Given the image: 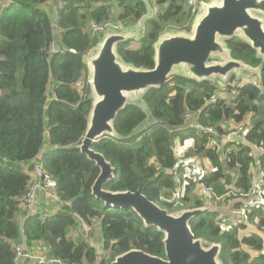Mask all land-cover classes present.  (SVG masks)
<instances>
[{
    "label": "trees",
    "instance_id": "trees-1",
    "mask_svg": "<svg viewBox=\"0 0 264 264\" xmlns=\"http://www.w3.org/2000/svg\"><path fill=\"white\" fill-rule=\"evenodd\" d=\"M152 1L164 12L150 10ZM65 2L59 15L62 33L56 40L57 51L49 54L55 37L48 0H0V264H14L13 244L20 229L15 216L32 170L25 166L39 155L66 206L45 218L25 221L27 244L42 242L48 255L63 264H111L130 250L164 258L161 231L145 227L132 210L104 207L91 195L99 170L78 149L94 100L83 58L100 39L92 44L85 26L111 20V11L119 8L113 21L121 22L129 32L142 30L139 38L116 45L120 61L135 69L151 70L155 43L169 29L177 31L164 25L187 23L194 17L187 0ZM223 42L232 59L260 69V76L254 75L258 87L244 78L237 87L232 76L226 86L230 91L235 88L232 99L219 98L208 107L205 99L218 95V82H197L175 73L162 87L131 98L113 121L115 136H104L92 145L115 170V179L105 190L140 192L169 211L170 205L160 197L168 198L173 191L170 169L179 166V174H184L176 151L188 143L192 145L188 157H195L201 167L205 161L209 164L208 169L203 167L202 179L189 176L184 180L182 201L190 208L203 206L195 195L201 185L212 187L218 195L230 189H251L252 161L245 148H212L206 137L183 127L185 114L200 111L199 121L213 125L221 134L244 123L250 142H264V60L239 38ZM77 81H83L81 88L75 86ZM50 84L54 99L47 102ZM247 115L251 121L245 120ZM260 163L264 168V159ZM77 220L99 222L98 260L95 250L84 241L70 238V231L80 226ZM249 224L254 229L243 225L225 230L218 223V214L209 210L190 222L196 238L221 246V264H264V206L250 214Z\"/></svg>",
    "mask_w": 264,
    "mask_h": 264
},
{
    "label": "water",
    "instance_id": "water-1",
    "mask_svg": "<svg viewBox=\"0 0 264 264\" xmlns=\"http://www.w3.org/2000/svg\"><path fill=\"white\" fill-rule=\"evenodd\" d=\"M141 34L140 28L120 34L107 32L83 58L94 100L78 149L99 170L91 195L104 207L132 210L145 227L152 226L164 235V258L130 250L111 264H221V246H204L190 226L193 219L207 211L205 207L171 214L140 192L105 190L104 186L114 179L115 170L92 145L104 136H115L113 121L126 107L129 97L162 87L172 74L222 84L232 74L260 76V69L232 59L223 41L239 38L264 60V0H208L190 33H165L159 38L154 45L151 70L123 64L115 50L118 43L139 38Z\"/></svg>",
    "mask_w": 264,
    "mask_h": 264
},
{
    "label": "built area",
    "instance_id": "built-area-1",
    "mask_svg": "<svg viewBox=\"0 0 264 264\" xmlns=\"http://www.w3.org/2000/svg\"><path fill=\"white\" fill-rule=\"evenodd\" d=\"M52 6L50 13L51 33L55 37L54 42L51 43L49 54L56 52L57 38L62 33L59 28V15L60 11L65 6V0H48ZM201 0H187V8L190 9L193 16L199 15L202 11ZM124 27L120 23H113L110 20L102 23H90L86 26L92 44L102 34L106 32L121 33ZM72 53H75L71 50ZM88 82V81H87ZM82 81H77L75 86L81 88ZM251 85L257 87L256 82H251ZM51 84L48 86L47 90ZM52 87V86H51ZM46 90V92H47ZM54 89L51 90V97L49 94L46 96V101L50 102L54 98ZM218 102V95H212L210 98L205 99V106H213ZM200 111L196 113H187L184 116L185 126L193 130L195 133L202 135L208 139V146L212 148L222 149L228 146L231 148H245L247 150V157L252 161L250 170V181L252 184L248 192H241L238 190L230 189L224 195H218L212 187L199 186L198 191L195 193L197 197L203 202L202 207H207V211H215L218 214V223L221 228L234 229L239 228L249 222L250 214L264 206V168L261 167V161L264 159V142H250L247 138V127L245 124H239L227 130L224 134L219 133L218 130L211 124H202L199 121ZM195 157L187 159L179 158V165L183 166L184 174H179L176 166L170 169L172 181L174 184L173 191L168 198L160 197V201L170 205L168 213L175 214L180 211L190 208V205L182 201L184 196V180L189 176L194 179L200 180L203 177V167L196 161ZM185 164L188 168H185ZM30 170V181L27 189L21 198L22 222L20 226V237L13 244L15 252L14 264H63L58 259L52 258L48 255L45 249L38 252L26 248V240L24 235V223L31 218H45L51 207L66 206L58 193L57 182L44 170L42 156L34 158L28 166ZM28 168H24L25 170ZM160 169L156 167V171ZM18 213L16 214V216ZM80 224L85 236V244L90 249L95 250V255L98 260L99 250L98 245L93 242V234L96 228H100L99 222L96 220L91 223H85L81 220ZM204 246H208L203 242ZM231 264V263H229Z\"/></svg>",
    "mask_w": 264,
    "mask_h": 264
},
{
    "label": "rangeland",
    "instance_id": "rangeland-1",
    "mask_svg": "<svg viewBox=\"0 0 264 264\" xmlns=\"http://www.w3.org/2000/svg\"><path fill=\"white\" fill-rule=\"evenodd\" d=\"M149 7H150V10H152L153 11V8H155V10H157L158 12H157V14L158 13H160V12H164V9L163 8H161V7H156V6H154V1H152L149 5H148ZM119 11H120V9L119 8H115L113 11H111V17H112V19H115L116 17H117V14L119 13ZM202 13V12H201ZM201 15V14H200ZM129 24H131V23H129ZM194 25H195V19H193L192 21H189V22H187V23H185L184 21L181 23V24H179V25H177V24H173V23H168V24H165L164 26H166V27H170V26H173L172 28H174V29H176L177 31H175V30H168V31H166L165 33H169V34H172V33H190V31H191V29L194 27ZM191 26V27H190ZM138 27V26H137ZM184 27H186V28H190L189 30V32H184V31H182L181 29L182 28H184ZM164 33V34H165ZM103 35L101 34L100 36H99V39L102 37ZM132 48V47H131ZM91 51V50H90ZM89 51V52H90ZM89 52L87 53V54H89ZM246 75H243V77H245ZM246 80L247 81H251V79L250 78H246ZM83 81H82V83H81V87L83 86ZM220 88H222V89H224V87H220ZM51 90H52V87L50 86L49 87V89L47 90V92H46V96L49 94V97H51ZM229 92H227V91H224V95H222V97L226 100V101H229L230 99H232V97L234 96V93H233V91L231 90H228ZM138 97V96H137ZM131 98H136V97H129V101L131 100ZM245 120H250L251 121V119L250 118H248V115L245 117ZM230 125H232V124H230ZM191 147H192V145H188V144H186V145H183L182 146V149L184 150V152L185 151H187L186 153L188 154L189 152H190V150H191ZM180 155L181 156H184L183 155V152L182 151H180ZM187 158H189L188 157V155L187 156H184L182 159L184 160V159H187ZM185 168H188V165L187 164H185ZM207 208V207H206ZM97 229V228H96ZM96 229H95V231H96ZM252 229H254V226L253 225H251V224H247V230H252ZM95 231H94V234H93V242L95 243V245H97V237H98V234H97V232L95 233ZM69 235H70V237H72L73 235H74V238H75V241H79L80 240V238H82V239H84V236H82V232H81V230H77V229H72L71 231H70V233H69ZM78 236H80V238H78ZM97 250H99L98 248H97Z\"/></svg>",
    "mask_w": 264,
    "mask_h": 264
},
{
    "label": "crops",
    "instance_id": "crops-1",
    "mask_svg": "<svg viewBox=\"0 0 264 264\" xmlns=\"http://www.w3.org/2000/svg\"><path fill=\"white\" fill-rule=\"evenodd\" d=\"M254 75H255V74L249 75V78L251 79V81H249V82H250V83H251V82H256V83L258 84V81H257L258 79H257L256 77H259V76H258V75H255L256 77H254ZM232 127H234V126L232 125ZM188 144L191 145L190 143H188ZM180 151L183 152V155H184V156H187V155H188V154L186 153L187 151L184 152V150H183L182 148H180V149H178V150L176 151V156H177L178 159L184 157V156H181V155H180ZM188 156H189V155H188ZM202 166H203L205 169H208V168H209V164L207 163V161H205V162L202 164ZM58 209H59V207H56V206L51 207V209H50V211H49V213H48V216H49L51 213H53V212H55L56 210H58ZM22 217H23V216H22V210L20 209L18 215L15 216V220L17 221L16 223L18 224L19 227L21 226ZM77 221H79V220H77ZM79 223H80V221H79ZM99 229H100V228H97L96 231H95V233L97 232L98 235H99ZM77 230H81V232H82V236H84V233H83V230H82L81 224H80V226L77 228ZM19 237H20V229H19ZM19 237H18V239H19ZM70 238H71L72 240H75L74 235H73L72 237H70ZM78 238H80V236H78ZM97 238H98V237H97ZM18 239H17V240H18ZM17 240H16V241H17ZM80 240L85 242V236H84V239L80 238ZM16 241H15V242H16ZM15 242H14V243H15ZM97 245H99V244L97 243ZM26 248L29 249V250H33V251L38 252L39 250L45 249L46 247L44 246V244H43L42 242H33L32 244H27V245H26Z\"/></svg>",
    "mask_w": 264,
    "mask_h": 264
},
{
    "label": "flooded vegetation",
    "instance_id": "flooded-vegetation-1",
    "mask_svg": "<svg viewBox=\"0 0 264 264\" xmlns=\"http://www.w3.org/2000/svg\"><path fill=\"white\" fill-rule=\"evenodd\" d=\"M201 2H202V4L204 5L205 3H208V0H201ZM86 55H88V54H86ZM257 69H259V68H257ZM232 76L235 77V79H234V81H233V85H234V84H235V85L238 84L237 87H238V86L241 84V82H242V81H241V78H244V79L249 78V76H246V77H239V76H236V74H232V75L229 76L227 82H225L224 84H222V83H218V85H219L218 99H219V98L224 99V98L222 97V95L225 94L224 91L229 92L228 89H226V86L229 84V80H230V78H231ZM230 85H231V84H230ZM221 86L224 87V89L220 88ZM241 86H242V85H241ZM231 89H232V88H231ZM232 91H233V93H234V92H235V88H233Z\"/></svg>",
    "mask_w": 264,
    "mask_h": 264
},
{
    "label": "clouds",
    "instance_id": "clouds-1",
    "mask_svg": "<svg viewBox=\"0 0 264 264\" xmlns=\"http://www.w3.org/2000/svg\"><path fill=\"white\" fill-rule=\"evenodd\" d=\"M201 12H202V11H201ZM201 12H200L199 15H197V16H193V15H192V16L194 17L195 20H196V18H198V17L200 16ZM110 21H112L113 23H120V24H122V23L119 22V21H113V19H111ZM88 24H90V23H88ZM88 24H87V25H88ZM87 25H86V26H87ZM122 25H123V24H122ZM86 26H85V27H86ZM123 27H124V25H123ZM85 30H86V28H85ZM86 31H87V30H86ZM123 31H125V27H124ZM123 31H122V32H123ZM122 32H121V33H122ZM106 33H107V32H106ZM111 33H114V32H111ZM114 34H120V33H114ZM98 39H99V38H98ZM94 47H95V46H94ZM94 47H93V48H94ZM93 48H92V49H93ZM257 81H258V80H257ZM258 84H259V81H258ZM257 87H258V85H257ZM241 124H244V123H241ZM235 126H236V125H235ZM231 127H232V126H231ZM250 170H251V169H250ZM114 179H115V175H114ZM114 179H113V180H114ZM113 180H112V181H113ZM250 182H251V181H250ZM249 220H250V219H249ZM248 223H249V222H248ZM248 223H247V224H248ZM247 224H245V225H247ZM242 226H243V225H242ZM240 227H241V226H240Z\"/></svg>",
    "mask_w": 264,
    "mask_h": 264
}]
</instances>
